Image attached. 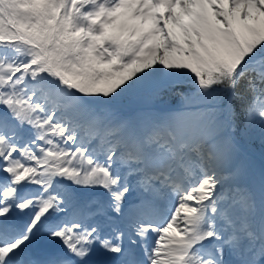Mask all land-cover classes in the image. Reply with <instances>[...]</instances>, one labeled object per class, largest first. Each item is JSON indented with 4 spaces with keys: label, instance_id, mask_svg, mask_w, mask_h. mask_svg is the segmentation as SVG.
<instances>
[{
    "label": "snow or ice",
    "instance_id": "obj_1",
    "mask_svg": "<svg viewBox=\"0 0 264 264\" xmlns=\"http://www.w3.org/2000/svg\"><path fill=\"white\" fill-rule=\"evenodd\" d=\"M0 264H264V0H0Z\"/></svg>",
    "mask_w": 264,
    "mask_h": 264
},
{
    "label": "trees",
    "instance_id": "obj_2",
    "mask_svg": "<svg viewBox=\"0 0 264 264\" xmlns=\"http://www.w3.org/2000/svg\"><path fill=\"white\" fill-rule=\"evenodd\" d=\"M145 97L147 98L148 96H145ZM145 97H143V98H145ZM143 98L138 99L136 97H133L131 99H126L124 102H132L133 101V103H136V102H140ZM148 98L152 102L160 105L162 108H168V107H170L172 105L179 104L178 99L169 98L167 96H161V98H159V99H154V98H150V97H148ZM251 150L259 155L260 145H259V141L258 140L252 145V149Z\"/></svg>",
    "mask_w": 264,
    "mask_h": 264
},
{
    "label": "rangeland",
    "instance_id": "obj_3",
    "mask_svg": "<svg viewBox=\"0 0 264 264\" xmlns=\"http://www.w3.org/2000/svg\"><path fill=\"white\" fill-rule=\"evenodd\" d=\"M143 104H145V105H151L152 107H154V108H157V109H166V108H162L161 106H156L153 102H151L150 100H149V98H144L143 100H141V102H139V103H136V104H134V103H130V102H124L123 103V111L124 112H127L128 111V109H130V108H133L134 106H137V105H143ZM256 161V160H255ZM254 161V162H255ZM257 165H259V161H258V163H257V161L255 162Z\"/></svg>",
    "mask_w": 264,
    "mask_h": 264
}]
</instances>
